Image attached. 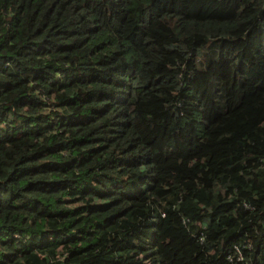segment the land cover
<instances>
[{
	"label": "trees",
	"instance_id": "trees-1",
	"mask_svg": "<svg viewBox=\"0 0 264 264\" xmlns=\"http://www.w3.org/2000/svg\"><path fill=\"white\" fill-rule=\"evenodd\" d=\"M0 264H264V0H0Z\"/></svg>",
	"mask_w": 264,
	"mask_h": 264
},
{
	"label": "built area",
	"instance_id": "built-area-1",
	"mask_svg": "<svg viewBox=\"0 0 264 264\" xmlns=\"http://www.w3.org/2000/svg\"><path fill=\"white\" fill-rule=\"evenodd\" d=\"M235 250H236V252L239 254V257H238V261H243V256H242V254H241V251H240V249L239 248H235Z\"/></svg>",
	"mask_w": 264,
	"mask_h": 264
}]
</instances>
